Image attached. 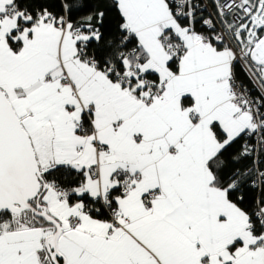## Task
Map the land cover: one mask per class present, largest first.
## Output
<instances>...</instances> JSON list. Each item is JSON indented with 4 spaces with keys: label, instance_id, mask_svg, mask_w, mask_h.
I'll list each match as a JSON object with an SVG mask.
<instances>
[{
    "label": "snow or ice",
    "instance_id": "1",
    "mask_svg": "<svg viewBox=\"0 0 264 264\" xmlns=\"http://www.w3.org/2000/svg\"><path fill=\"white\" fill-rule=\"evenodd\" d=\"M0 264H264V0H0Z\"/></svg>",
    "mask_w": 264,
    "mask_h": 264
}]
</instances>
